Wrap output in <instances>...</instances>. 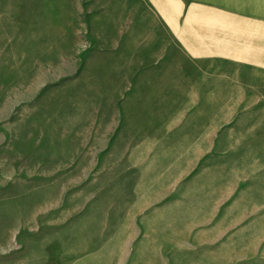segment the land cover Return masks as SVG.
<instances>
[{"label": "crops", "instance_id": "1", "mask_svg": "<svg viewBox=\"0 0 264 264\" xmlns=\"http://www.w3.org/2000/svg\"><path fill=\"white\" fill-rule=\"evenodd\" d=\"M16 1L18 46H56L39 42L58 29L69 33L59 45L75 50L61 56L76 65L63 75L126 81L119 111L134 138L128 151L154 161L141 185L158 201L133 215L142 240L116 263L264 264V180L242 178H264V158L235 174L215 166L216 155L229 156L236 126L216 113L264 112V0ZM184 75H200L206 87L183 88ZM261 121L238 123L242 153L248 142L262 151L264 137L246 134Z\"/></svg>", "mask_w": 264, "mask_h": 264}, {"label": "rangeland", "instance_id": "2", "mask_svg": "<svg viewBox=\"0 0 264 264\" xmlns=\"http://www.w3.org/2000/svg\"><path fill=\"white\" fill-rule=\"evenodd\" d=\"M16 2L2 0L0 9V264H118L142 240L133 215L158 201L141 185L154 161L128 151L134 138L119 111L126 81L63 75L76 65L65 66L61 56L75 50L60 46L69 33L58 29L39 42L56 46H18L25 33L16 30L15 13L22 10ZM189 76L178 85L206 87L200 75ZM223 85L221 78L213 81L216 91ZM114 87L121 89L105 94ZM256 118L264 124V112L216 113V120L236 124L229 156L216 155V168L235 174L261 166L264 138L258 153L248 142L244 154L238 143V123L254 125ZM246 134L247 140L264 137V126Z\"/></svg>", "mask_w": 264, "mask_h": 264}]
</instances>
